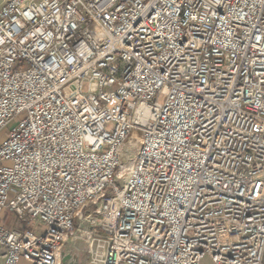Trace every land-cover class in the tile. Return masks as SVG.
Returning a JSON list of instances; mask_svg holds the SVG:
<instances>
[{
  "label": "built area",
  "instance_id": "built-area-1",
  "mask_svg": "<svg viewBox=\"0 0 264 264\" xmlns=\"http://www.w3.org/2000/svg\"><path fill=\"white\" fill-rule=\"evenodd\" d=\"M3 213L0 264H264V0H0Z\"/></svg>",
  "mask_w": 264,
  "mask_h": 264
},
{
  "label": "rangeland",
  "instance_id": "rangeland-1",
  "mask_svg": "<svg viewBox=\"0 0 264 264\" xmlns=\"http://www.w3.org/2000/svg\"><path fill=\"white\" fill-rule=\"evenodd\" d=\"M83 91H86V86H83ZM162 102V99H161ZM85 237L78 234V239L68 241L63 248V256H68L70 259L65 264H87L88 262V242ZM62 264V263H60Z\"/></svg>",
  "mask_w": 264,
  "mask_h": 264
},
{
  "label": "crops",
  "instance_id": "crops-1",
  "mask_svg": "<svg viewBox=\"0 0 264 264\" xmlns=\"http://www.w3.org/2000/svg\"><path fill=\"white\" fill-rule=\"evenodd\" d=\"M0 225L4 228L19 232H22L27 227L25 224L21 223L15 215L10 213H3L0 216Z\"/></svg>",
  "mask_w": 264,
  "mask_h": 264
},
{
  "label": "water",
  "instance_id": "water-1",
  "mask_svg": "<svg viewBox=\"0 0 264 264\" xmlns=\"http://www.w3.org/2000/svg\"><path fill=\"white\" fill-rule=\"evenodd\" d=\"M69 257L68 256H63V252L61 253L60 256V263L65 264L67 261H69Z\"/></svg>",
  "mask_w": 264,
  "mask_h": 264
}]
</instances>
